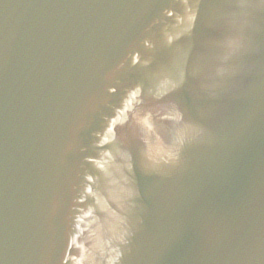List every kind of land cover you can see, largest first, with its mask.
<instances>
[{
	"label": "water",
	"instance_id": "obj_1",
	"mask_svg": "<svg viewBox=\"0 0 264 264\" xmlns=\"http://www.w3.org/2000/svg\"><path fill=\"white\" fill-rule=\"evenodd\" d=\"M86 218L107 264H264V0H0V264Z\"/></svg>",
	"mask_w": 264,
	"mask_h": 264
},
{
	"label": "snow or ice",
	"instance_id": "obj_2",
	"mask_svg": "<svg viewBox=\"0 0 264 264\" xmlns=\"http://www.w3.org/2000/svg\"><path fill=\"white\" fill-rule=\"evenodd\" d=\"M183 83V81H181V84Z\"/></svg>",
	"mask_w": 264,
	"mask_h": 264
}]
</instances>
